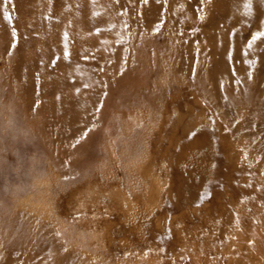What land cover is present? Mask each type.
Wrapping results in <instances>:
<instances>
[{
  "label": "rangeland",
  "instance_id": "1",
  "mask_svg": "<svg viewBox=\"0 0 264 264\" xmlns=\"http://www.w3.org/2000/svg\"><path fill=\"white\" fill-rule=\"evenodd\" d=\"M118 1L97 0L95 6L84 2L82 14L86 11L98 22L102 21L103 23L104 21L105 30L108 32L107 40L110 39L113 43L111 54L117 50L122 59L120 70L111 69L108 70L109 73H106L107 70L101 67L103 62L99 61L97 57L95 59L97 64L95 63L92 71H96L97 77L100 79H102L103 73L112 76L110 78L112 82L119 73L140 70L131 79L122 80L117 84V86L123 84L124 88L130 87L135 92L136 99L139 97L138 88L144 87L148 80L150 67L156 68L160 64L164 68V72H159L151 79L150 90L153 89L152 95L148 99L141 100V103L136 101L128 108H119L114 105L117 98L116 93L112 94L110 100L104 104L109 93L106 90L103 96L105 100H102L99 105L98 90L100 88L101 92L103 86L98 78L97 80L95 77L91 78L89 81L86 80L83 90L78 87H71L68 91L73 95H81V99L84 97L86 99V102H82L76 110L90 109V113L96 111L101 114V111L107 109L102 124L98 123L81 131H76L75 128L76 132H72L69 128L61 132L59 128L62 125L67 127L69 123L79 124H77L78 120L72 119L70 108L60 109L58 116L62 124L59 126L58 123H53L59 133L55 136H47L39 129H34L39 137L30 140L26 139L30 138L28 136L31 135L27 134L28 136H25L23 134L25 128L17 121L20 113H23V110L17 109L16 106V104H20V100L19 98L18 100L13 98L10 101L13 103L4 107L1 119V123L7 126L8 129L0 127V201H3L6 207H10L13 206L14 200L24 198L26 203L22 208L28 215L38 216L37 222L41 223L39 228L41 227L42 231L50 228L53 230L56 228L55 231L59 230V234L65 242L62 248L69 252L73 250L76 253H81L82 259L80 262L84 264H157L158 261L160 264H171L172 262L175 264H193L194 262L195 264L196 262L197 264H207V262H209L208 264H229L230 257L237 264H258V262H255L256 256L260 262L259 264H262L260 259L263 258L264 261V253L261 252V249L253 246V257L252 253L248 254L247 251H242L241 247L243 246L241 244L253 245V241L244 236L246 232H248L246 236L254 237V239L258 238L257 240L260 239L264 244V169L254 174L240 170L237 177L239 182L234 181V183H230L226 177H223L225 175L217 178L204 177L198 170L191 177L185 175L184 177L192 182L191 191H194V186H198L195 190L197 193L199 192V199L191 196L195 199L191 205L192 208L184 202H177V207L173 206L171 202L167 204L170 199L168 196L163 197V199L152 197L158 196L162 191L160 185L169 181L165 170L167 160L164 156V147L171 137L181 141L183 137L190 140L194 135V128L200 115H204V119L212 121L214 128L218 119L215 118L213 111L208 108L205 99L200 94L192 90L189 93L183 91L182 84L184 86L190 85V82L186 83V76L175 75L173 66L181 63L178 57L181 51L176 42L171 41V37L177 35L176 26L171 28V25H174L177 20H174L173 17L171 22L167 21L165 15L172 2L176 9L181 8L180 0H128L127 8L117 11L115 4ZM160 5L163 6L160 12L150 14V17L145 15L146 8L150 6L160 7ZM59 8L60 14H64L63 6H59ZM130 8L133 9V15L129 13ZM167 12L170 15L169 11ZM133 20L136 21V24H133ZM178 21L181 22V19L178 18ZM127 22L128 28H126ZM94 28L97 29L98 27ZM152 28L155 31H152ZM216 32L221 31L216 29ZM39 34V37L45 38V40L52 37L51 32L45 34L39 32ZM101 37L103 38L102 35ZM83 38L98 40L99 35L87 31ZM202 42L200 40V44ZM140 45L143 47L141 48ZM202 45L203 43L200 46ZM210 45L215 49L213 44ZM210 45L207 47H211ZM51 48L56 56H60V52H56L54 46H51ZM39 50L45 54V60L42 61V64H45L49 69L60 71L58 66L53 64L54 59L51 60L47 57L46 53L49 54V49L43 47ZM107 53L109 54L108 51ZM157 54L160 55L158 60H156ZM88 72H77V75L74 72V76H86ZM104 85L109 87L106 82ZM1 89L0 85V91ZM165 91L167 94H165ZM56 96L62 97L61 94ZM47 98H51L50 95H47ZM119 98L125 102L124 95H120ZM42 116L41 112L36 115L37 118H42ZM256 127L258 126L245 130V132L256 131L251 139L246 138L245 142L240 140L239 143H235L237 148L233 146L234 144L231 145L230 151H234L233 161L247 162L250 167L255 164L254 160L259 157L257 153L254 154L253 159H250L249 155H244V149H241L240 144L253 145L259 139L260 135ZM31 130L33 132V128ZM21 133L22 135H20ZM92 134L94 136L90 139ZM69 135L71 138H68ZM46 141H50L53 146L51 155L49 151H45L43 148ZM63 142L69 144H66V146L62 144ZM58 144L63 145V147ZM81 144L84 148L90 146L92 149H96L97 154L87 164H76L78 170L74 172V170L71 171L72 160L75 158L80 160L84 156L83 147L80 148ZM100 148L105 151V154L101 155L99 153ZM261 157L264 160V156L261 155ZM182 166L184 169L188 168L186 164ZM87 167H89V170L85 172V175H81ZM231 195L233 196L231 197ZM260 195H262L261 198ZM104 199H109L115 204L117 202V207L114 204L115 210L123 203L122 208L118 209L119 211L123 209L121 211L123 214L126 213L125 210L129 211V202L134 201V205L139 206L138 210L144 208L141 210L142 213L146 212L145 209L150 211L148 214L150 223L147 221L146 225L137 228L136 231L134 230L136 234L131 230L121 234V238L118 237L117 228L106 227L104 221L100 223L101 220L112 216L109 210H112L113 204L103 202ZM246 200L251 203L245 205V210L242 208L240 212L243 215H241L238 209ZM255 200L257 203H255ZM94 201L95 204H93ZM215 201L223 203L226 209L225 215L222 212H216L218 205ZM205 205H209L211 206L210 209H214L211 216L215 221L214 226H221L219 227L221 228L220 231L218 228L219 235H217L214 226L211 230L214 234L211 237L208 236L211 228L208 229L207 233H202V227L198 230L192 229L193 226H198L200 223L199 218H195V215L200 211L205 212ZM101 208L104 211L101 212ZM194 209L197 211L196 213ZM185 210L189 211V217H180L172 225L171 219L173 216ZM249 212L251 215L256 214V219L255 216H250L247 220L242 218L243 222H241L239 217L244 216L245 213L249 214ZM228 217L230 220L227 219ZM42 225L45 226L44 229ZM1 227V237L6 243L1 246L0 259L15 254L16 260L12 264H23L25 261L27 263L28 261L31 263L45 261L53 256L50 246L39 252L40 238L31 236V234L27 235L25 231V229L29 231L27 226L13 227L5 224ZM239 227L240 230L237 233L235 230ZM229 228L231 229L229 230ZM198 232L202 233L203 236ZM124 236L129 237L130 242ZM140 236H144V240L147 238L148 245L145 251L139 252L136 250V254L134 248H137V246L134 244L137 241L140 243ZM226 238L229 242L226 241ZM233 241H237V243ZM230 242H233V244ZM202 244H209L206 246L209 249L204 248ZM229 245L232 246L234 251L236 250L234 255L229 253ZM18 247H20L21 252L18 251ZM24 247L25 249L22 250ZM32 248L34 251H31ZM214 249H216V252ZM238 249L240 250L238 251ZM196 250H198V254ZM191 257H195V260ZM221 259H223V262H221Z\"/></svg>",
  "mask_w": 264,
  "mask_h": 264
},
{
  "label": "bare ground",
  "instance_id": "2",
  "mask_svg": "<svg viewBox=\"0 0 264 264\" xmlns=\"http://www.w3.org/2000/svg\"><path fill=\"white\" fill-rule=\"evenodd\" d=\"M96 1L97 0H0L1 128L8 129L7 126L1 123V119L4 113V107L13 103L10 102L13 98L17 100L19 98L20 104L18 103L16 106L18 107L17 109L23 110V113H20L17 120L21 123L20 125L25 128L23 134L25 136H28L27 134L31 135L28 136L30 138L26 140L39 137L34 129H39L47 136L57 135L59 131L53 123L55 124L56 122L59 126L62 124L58 116L60 109L70 108L72 119L78 120L77 124H79L69 123L67 127L62 125L59 128L61 132H64L67 128L71 129L72 132L75 131V128L77 129L76 131H81L87 129L89 126H95L98 123L102 124L107 109L101 111V114L96 111L90 113V109L82 111L76 110L77 106H80L82 102H86V99H84V96V98L81 99V95H73L68 91L71 87H78L83 90L86 80L89 81L94 77L97 80L96 71H92L95 63L97 64L95 60L97 57L99 61L103 62L101 67L107 70L106 73H109L108 70L111 69H121L120 65L122 59L118 55L117 50L111 54L113 43L110 39L107 40L108 32L105 30L106 26L104 25V21L103 23L102 21L98 22L91 15L87 14L86 11L82 14L84 2L95 6V4H97ZM47 2L49 4H46ZM179 2L181 8L176 9L172 2L169 10L167 9L170 15L167 11L165 15L167 21L171 22L173 17L174 20H177L174 25H171V28H174V26L177 28V35L171 37V41L176 42L181 51L178 54L181 63L173 66L175 75L186 76V83L190 82V85L187 84L188 86H184L182 84L183 91L189 93L192 90L200 94L205 99L208 108L213 111L214 116H216L215 118L218 120L214 128L212 121L210 122L206 120V118L204 119V115H200L194 128V135L190 140L183 137L181 141L171 137L170 141H167L168 143H166L164 147V156L167 160L165 170L168 174L169 181L166 184L160 185L162 186V191L158 196L155 195L152 197L163 199V197L168 196L170 199L167 204L171 202L173 206H176L177 202H184L191 207L195 200L191 196H194L196 199L199 196V192L197 193L195 190L198 186H194V191H191L192 182L186 179L184 177L185 175L191 177L195 174V171L198 170L204 177L217 178L225 175L223 177H226L230 183H234V181L239 182L237 177L238 171L240 170L254 174L264 169V160L261 157V155L264 156V36L257 35V33L264 32V0H180ZM59 6H63L64 14H60ZM127 6L128 0H119L115 4L117 11L125 10ZM162 8V5H160V7L150 6L145 9V15L150 17L156 12H160ZM129 13L133 15V9L130 8ZM9 16L10 19L8 18ZM178 18L181 19V22L178 21ZM89 22L91 23L89 24ZM133 24H136L135 20H133ZM128 26L127 22L126 28H128ZM94 27L98 28L96 29ZM216 29H219L221 32L217 33ZM87 31L95 32L99 35V39L86 40L83 36ZM152 31L155 30L152 28ZM39 32L44 34L46 32H51L52 37L49 40H45V38L42 39L39 37ZM200 40L203 41L202 46H200L202 44H200ZM210 44H213L215 49ZM209 45L211 47H207ZM51 46L56 48V52H60V56H56V54L53 53ZM140 46L141 48L143 47L142 45ZM43 47L49 49V54L46 53L47 57L49 59L51 58V60L54 59L53 64H56L60 71L49 69L45 64H42V61L45 60V54L39 49ZM159 58L160 55L157 54L156 60ZM54 68L56 69V67ZM81 71L82 73L85 71L89 72L86 73V76H74V72H76L75 75H77V72L80 73ZM137 72H140V70L137 69L130 73H119L120 76L119 74L115 76L112 82L110 80L112 76L110 77L103 73L102 79L98 78L103 86L101 92L100 88L98 90L100 96V100L98 99L99 105L102 100H105L103 96L106 90H108L109 93L104 104L110 100L109 98L112 97V94L116 93L117 98L115 99L114 105L119 108H128L135 104L136 101L137 103H141V100H144V98H150L152 95L151 92H153V89L150 90L151 79L159 72H164V68L160 66V64H158L156 68L153 66L150 67V71H148V80L144 87L138 88L139 97L135 99V92L132 91L130 87L124 88L123 84L118 86L117 84L122 80L131 79ZM105 82L109 84V87L104 85ZM139 86H141V84H139ZM58 94H61L62 97L56 96ZM165 94H167L166 91ZM47 95H50L51 98H47ZM120 95H124L125 102L119 98ZM39 112H41V115L43 114L42 118L36 117ZM27 120H29L28 123ZM255 126H258L256 128L260 135L259 139H257L253 145L240 144L241 149H244V155H249L250 159H253L254 154L257 153L259 157L254 160L255 164L250 167L247 162L233 161L232 157L234 156V151H230L231 145L234 144L233 146L237 148L235 143H239L240 140L241 142H245L246 138L251 139V136L253 137L256 131L245 132V130L254 128ZM31 128H33V132ZM20 135H22V133ZM93 136L94 134L91 135L90 139ZM68 138H71V136L69 135ZM62 144L66 145L69 143L63 142ZM58 145L63 147L61 144ZM82 147L83 144L80 145V148ZM43 148L45 151H49L50 155L52 154L53 146L50 141L44 142ZM83 150V159L77 160L75 158L72 160L71 163L73 166L71 171L74 170V172H76V170H78L75 166L76 164H87L89 161H92L97 154L96 149H92L90 146L83 147ZM99 153L102 155L105 154V151L100 148ZM183 164L188 165V168L184 169L182 166ZM88 170L89 167L83 170L81 175H85V172ZM232 196L233 195H231V197ZM261 197L262 195H260V198ZM105 201L107 204L111 202L109 199H104L103 202ZM25 203L24 198L16 199L13 202V206L11 205L12 207L10 206V208L6 207L3 201H0V250H2V244L6 243L1 237V226L5 224L12 225L13 227L25 225L29 228V231L25 229L27 235L31 234V236H36L38 239L40 238L39 252L50 246L53 256H50L48 260L45 258V261L36 263H31L29 261L27 263L23 260L25 261L23 264H84L80 262L82 259L81 253H76L73 250L69 252L66 251L65 248H62L65 242L60 236L59 230L55 231L56 228L55 230L50 228L46 231H42L41 227L39 228L41 223L37 222L38 216L36 215L34 217L28 215L23 210L22 207ZM95 203L94 201L93 204ZM129 203V211L127 212V210H125L126 213L123 214V212H121L123 209L121 211L118 210L122 208L121 205H123V203H120L121 205L119 208L115 210L114 208L117 207L118 203L116 202L115 204L111 202L113 208L109 211H111L112 216L108 218L109 220L104 219L100 221V223L104 221L106 227L110 226V228H117V236L120 238L121 234L127 233L128 231L130 232L131 230L135 233L136 229L146 225L147 221L150 223L148 215L150 211L145 209L146 212L142 213L143 211L141 212V210L144 208L138 210L139 206L137 204L134 205V201H130ZM234 203L236 202L234 201ZM249 203L251 202H247L246 200L241 204V208L238 209L241 215L243 214L240 211H242V208L245 210V205ZM255 203H257L256 200ZM216 204L218 205L216 212H222V214H224L226 209L223 203L217 201ZM96 205L99 206V204ZM209 205H205V212H197L194 209L195 213L197 212L195 218H199L200 223L198 226H193L192 229L198 230L202 227V233H207L208 229L211 228L208 232V236L211 237V235L214 234L211 230L215 221L211 216L214 210L210 209L212 203L211 206ZM18 206L20 207L17 208ZM100 211L102 212L104 209L101 208ZM229 211L231 210L229 209ZM250 212L249 214L245 213L244 216H240L239 220L243 222V220H241L242 218H246L245 220H247L250 216H255L256 219V214L251 215ZM188 214L189 211L185 210L173 216V218L171 217L172 225L175 223L176 219L180 217L187 218ZM32 217L34 218L31 220ZM227 219H229V217ZM42 226L44 229L45 226ZM216 227L214 226V229L217 235H219L218 228L221 226ZM230 229L231 228H229V230ZM220 230L221 228H219V231ZM238 230H240V227L235 231L239 233ZM202 233L199 234L202 235ZM247 233L248 232H246V234ZM246 234L242 235L247 237L248 240L250 238V240L253 241V245H248V243L244 245L242 243V251H247L248 254L252 253L251 255H253V246H255L264 253V244L261 240H257L258 238H255V240L254 237L246 236ZM124 237L126 238V236ZM128 239L129 237L126 238V240ZM139 239L141 240L140 243L137 241L134 244L137 246V248H134L135 253L136 250L139 252L145 251L148 245L147 238L144 240V236H140ZM226 241H228V239ZM233 242L237 243V241ZM233 242L230 243L233 244ZM208 245L209 244L203 246L206 248ZM25 247L22 250H24ZM18 249V251L21 252L20 247H18ZM206 249L204 250L205 252ZM229 249V253L234 255L236 250L234 251L230 245ZM215 250L216 249H214V251ZM239 250L240 249H238V251ZM31 251H34L33 248ZM197 252L198 250H196V253ZM31 253H29V255H31ZM14 255L15 254L0 259V264H12L16 260ZM259 256L261 257V255ZM230 259L231 257L229 258V264H237L234 263L233 259ZM262 259H260V261L264 264ZM255 260L258 264L260 263L259 260H257V256ZM221 262H223V259H221ZM158 263L160 264L159 261ZM208 263L209 262H207V264ZM171 264L175 263L172 262ZM193 264H195V262Z\"/></svg>",
  "mask_w": 264,
  "mask_h": 264
},
{
  "label": "snow or ice",
  "instance_id": "3",
  "mask_svg": "<svg viewBox=\"0 0 264 264\" xmlns=\"http://www.w3.org/2000/svg\"><path fill=\"white\" fill-rule=\"evenodd\" d=\"M10 19V16L8 17ZM258 36H264V32L257 33ZM255 39V37H254ZM251 46V45H250Z\"/></svg>",
  "mask_w": 264,
  "mask_h": 264
}]
</instances>
